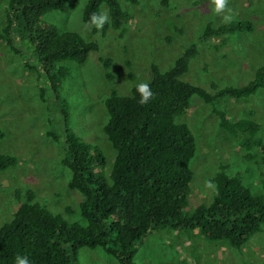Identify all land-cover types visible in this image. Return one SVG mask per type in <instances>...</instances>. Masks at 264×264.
Wrapping results in <instances>:
<instances>
[{
	"label": "trees",
	"instance_id": "trees-1",
	"mask_svg": "<svg viewBox=\"0 0 264 264\" xmlns=\"http://www.w3.org/2000/svg\"><path fill=\"white\" fill-rule=\"evenodd\" d=\"M77 2L7 0L0 42L12 53L24 56V67L35 74L39 99L50 111L52 127L46 135L58 144L60 164L70 173L67 188L82 196L79 215L86 226L67 223L51 213L34 200L31 190L23 194L15 190L18 205L11 219L0 226V264H14L16 256L27 258L29 264H78L81 248H99L118 264H134L141 241L165 229L197 230L205 240L239 252L264 226V197L253 194L239 175L228 176L221 167L210 180L214 186L211 202L184 214L191 181L189 164L196 147L191 131L178 118L186 113L193 96L214 106L224 99H247L264 89V67L257 68L242 87L211 85V92L181 79L197 57L201 43L252 33L253 25L246 20L227 21L216 27L207 23L197 41L185 48L169 69L161 72L150 66L151 77L146 83L153 96L147 104L137 103V83L125 95L109 92L103 101L107 113L103 133L115 157L105 178L98 174L105 163L101 149L82 141L70 129L67 104L60 95L62 81L69 76L65 63L83 65L99 45L42 20L53 11H73ZM121 2L140 4L139 0H87L81 21L88 24L90 14H99L104 5L108 20L92 32L103 37L113 31L122 37L129 14ZM169 4L170 0H159L163 8ZM101 61L105 78L112 79L107 71L112 61ZM132 77L128 74L130 80ZM213 113L221 131L237 139L244 159L262 166L264 174V140L259 124L251 118L232 121L222 110L213 109ZM57 119L61 122L59 130L54 127ZM15 165L13 156L0 154V173Z\"/></svg>",
	"mask_w": 264,
	"mask_h": 264
},
{
	"label": "rangeland",
	"instance_id": "rangeland-1",
	"mask_svg": "<svg viewBox=\"0 0 264 264\" xmlns=\"http://www.w3.org/2000/svg\"><path fill=\"white\" fill-rule=\"evenodd\" d=\"M87 0H78L73 11L50 12L43 22L59 31H71L86 41H96L97 52L89 54L83 65L65 63L69 76L62 81L60 95L67 104L69 127L82 141L98 146L105 163L98 174L108 178L115 152L103 133L107 113L104 99L111 90L120 95L135 83L147 82L150 66L161 72L169 69L180 53L197 41L204 26L216 27L227 21H249L252 33L212 38L198 47L182 81L211 92L210 86L242 87L257 68L264 67V1L227 0L219 15L210 11L209 0H170L167 8L159 0H139L138 6L121 2L129 14L122 37L108 31L103 37L94 34V26L81 21ZM7 0H0V30L4 26ZM105 12L104 5L100 13ZM230 17L225 21L224 17ZM112 62L105 78L102 61ZM26 58L12 53L0 42V154L16 159V165L0 173V226L11 219L17 207L14 191L31 190L34 200L67 223L86 222L79 215L82 196L67 188L69 171L60 164V148L46 132L51 129L50 111L39 99L36 77L24 67ZM128 74L133 77L130 80ZM48 100L51 97L47 93ZM213 109L224 111L236 121L251 118L260 126L264 140V89L247 99H224L214 106L193 96L178 122L187 125L195 141L190 161V190L184 214L199 205H208L214 194L210 182L219 168L225 174L239 175L245 187L264 197L262 166L248 162L234 139L221 131ZM250 112V113H248ZM250 114V115H248ZM61 122L56 120L57 130ZM78 264H118L99 248L78 250ZM134 264H264V226L241 250L234 251L220 242L205 240L197 230L165 229L147 235L138 246Z\"/></svg>",
	"mask_w": 264,
	"mask_h": 264
},
{
	"label": "clouds",
	"instance_id": "clouds-1",
	"mask_svg": "<svg viewBox=\"0 0 264 264\" xmlns=\"http://www.w3.org/2000/svg\"><path fill=\"white\" fill-rule=\"evenodd\" d=\"M227 0H209L210 11L213 15H219L224 11ZM230 17L225 16L224 20H229ZM108 20V15L105 12L99 14L92 13L87 21L88 24L94 26L96 29H101ZM135 92L138 96L137 103L140 105L147 104L153 96V92L148 83L141 82L134 85ZM14 264H29L27 258L22 256H16L14 258Z\"/></svg>",
	"mask_w": 264,
	"mask_h": 264
}]
</instances>
